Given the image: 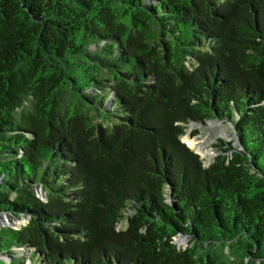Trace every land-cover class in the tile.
<instances>
[{
  "label": "trees",
  "instance_id": "obj_1",
  "mask_svg": "<svg viewBox=\"0 0 264 264\" xmlns=\"http://www.w3.org/2000/svg\"><path fill=\"white\" fill-rule=\"evenodd\" d=\"M0 212V264H264V0H0Z\"/></svg>",
  "mask_w": 264,
  "mask_h": 264
},
{
  "label": "rangeland",
  "instance_id": "obj_2",
  "mask_svg": "<svg viewBox=\"0 0 264 264\" xmlns=\"http://www.w3.org/2000/svg\"><path fill=\"white\" fill-rule=\"evenodd\" d=\"M208 121V120H207ZM234 126L230 121L225 120H210L206 123H193L187 128L186 134L182 139L196 152L200 153L203 158L206 159V164L210 163L217 155V148L214 143L218 142L219 138H223L225 141H232L235 143V134L233 128ZM197 130L198 132H195ZM210 139V140H209ZM208 140L205 147L199 149V143H203ZM237 146V145H236ZM40 193V192H39ZM0 226L3 224H11L16 227H20L22 224L26 223L28 218L15 217L11 214L0 213ZM177 241L180 245L186 246L189 243V237L183 235L177 237ZM9 260V258L4 257ZM29 263V260H27Z\"/></svg>",
  "mask_w": 264,
  "mask_h": 264
},
{
  "label": "water",
  "instance_id": "obj_3",
  "mask_svg": "<svg viewBox=\"0 0 264 264\" xmlns=\"http://www.w3.org/2000/svg\"><path fill=\"white\" fill-rule=\"evenodd\" d=\"M210 120H218V118H216V119H209L208 121H210ZM208 121H206V122H208ZM233 128H235V127H233ZM234 134H235V136H236V138H235V143L233 142V145H234V147L235 148H237V149H245V147H244V145H243V143H242V141H241V139L238 137V135H237V130L235 129L234 130ZM237 145V146H236ZM39 192H40V195L41 196H43V197H46V195H45V192H44V190L42 189V188H39ZM1 213V212H0ZM0 215H2V214H0ZM183 236H185L186 238L187 237H189V235H187V234H185V235H183Z\"/></svg>",
  "mask_w": 264,
  "mask_h": 264
},
{
  "label": "bare ground",
  "instance_id": "obj_4",
  "mask_svg": "<svg viewBox=\"0 0 264 264\" xmlns=\"http://www.w3.org/2000/svg\"><path fill=\"white\" fill-rule=\"evenodd\" d=\"M210 140V139H209ZM204 141V140H203ZM208 143V140H205L203 143H199V149H201L202 147H205Z\"/></svg>",
  "mask_w": 264,
  "mask_h": 264
}]
</instances>
